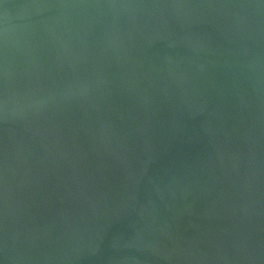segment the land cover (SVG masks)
Instances as JSON below:
<instances>
[{
	"label": "water",
	"instance_id": "1",
	"mask_svg": "<svg viewBox=\"0 0 264 264\" xmlns=\"http://www.w3.org/2000/svg\"><path fill=\"white\" fill-rule=\"evenodd\" d=\"M0 264H264V0H0Z\"/></svg>",
	"mask_w": 264,
	"mask_h": 264
}]
</instances>
